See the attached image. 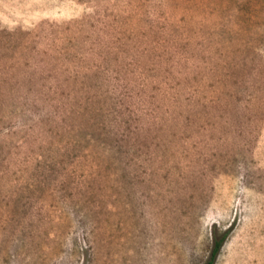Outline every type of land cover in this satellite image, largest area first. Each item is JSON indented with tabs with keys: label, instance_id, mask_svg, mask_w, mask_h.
Instances as JSON below:
<instances>
[{
	"label": "rangeland",
	"instance_id": "rangeland-1",
	"mask_svg": "<svg viewBox=\"0 0 264 264\" xmlns=\"http://www.w3.org/2000/svg\"><path fill=\"white\" fill-rule=\"evenodd\" d=\"M264 264V0H0V264Z\"/></svg>",
	"mask_w": 264,
	"mask_h": 264
},
{
	"label": "trees",
	"instance_id": "trees-1",
	"mask_svg": "<svg viewBox=\"0 0 264 264\" xmlns=\"http://www.w3.org/2000/svg\"><path fill=\"white\" fill-rule=\"evenodd\" d=\"M225 233H222L219 237H214L211 243V248L209 250V254L207 259L205 260L204 264H213L214 259L221 247V244L223 242Z\"/></svg>",
	"mask_w": 264,
	"mask_h": 264
}]
</instances>
